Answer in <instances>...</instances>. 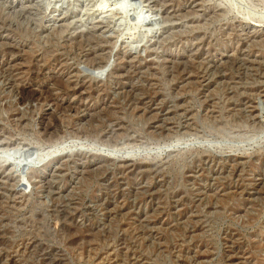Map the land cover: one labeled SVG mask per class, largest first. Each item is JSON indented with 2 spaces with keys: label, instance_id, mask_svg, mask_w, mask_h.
<instances>
[{
  "label": "rangeland",
  "instance_id": "obj_1",
  "mask_svg": "<svg viewBox=\"0 0 264 264\" xmlns=\"http://www.w3.org/2000/svg\"><path fill=\"white\" fill-rule=\"evenodd\" d=\"M0 264H264V0H0Z\"/></svg>",
  "mask_w": 264,
  "mask_h": 264
}]
</instances>
